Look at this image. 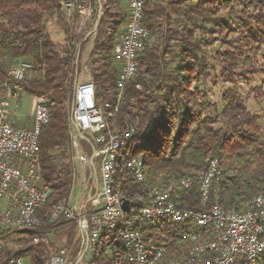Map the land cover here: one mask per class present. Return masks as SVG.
I'll use <instances>...</instances> for the list:
<instances>
[{
    "label": "trees",
    "instance_id": "obj_1",
    "mask_svg": "<svg viewBox=\"0 0 264 264\" xmlns=\"http://www.w3.org/2000/svg\"><path fill=\"white\" fill-rule=\"evenodd\" d=\"M101 1L102 15L87 65L97 104L114 105L118 65L112 49L123 32L127 10L121 0ZM151 1L144 3L142 24L155 41L137 54V72L126 83L114 118L117 124L126 114L139 120L136 133L118 155L119 161L140 156L144 165L142 182L130 178L122 186L130 205L126 216H137L148 186L202 171L212 158L222 174L210 202L246 208L253 194H264V113L247 107L250 94L264 98V0ZM49 20L57 23L63 42L52 40ZM215 34L222 37L212 38ZM81 39L57 0H0V81L8 79V71L17 63L30 62L32 77L22 84L23 91L45 97L50 105L38 141L41 178L50 189L37 212L40 223L1 230L0 241L13 231L27 234L25 242L51 233L66 236L58 245L50 244L53 249L47 245L50 239L26 245L29 264H48L49 256L61 248L75 261L81 253L77 222L45 216L52 207L68 202L72 188L68 106ZM215 45L217 49L207 53ZM212 69L217 79L230 84L220 96L219 110L218 103L207 100L206 93L194 85L208 81ZM255 74L262 80L244 97L236 83L248 84ZM180 199L185 206L198 207V185ZM149 236L152 243L167 246L169 253L177 246V234L169 225L151 229ZM117 244L115 230L102 233L94 251L84 254L85 264H114ZM14 257L22 258L19 253Z\"/></svg>",
    "mask_w": 264,
    "mask_h": 264
},
{
    "label": "built area",
    "instance_id": "obj_2",
    "mask_svg": "<svg viewBox=\"0 0 264 264\" xmlns=\"http://www.w3.org/2000/svg\"><path fill=\"white\" fill-rule=\"evenodd\" d=\"M145 1L123 0L126 21L112 49L118 65L114 105L97 104L89 75L74 85L68 114L71 159L87 165L90 181L82 203L68 201L52 207L45 216L74 219L85 254L94 251L102 233L115 230L118 244L112 254L114 264H264V194H253L243 209L210 202V194L216 191L222 174L216 158L208 160L202 171L148 186L146 202L136 217H127L129 210L122 209L126 199L123 184L130 178L144 180L140 156L118 159L119 151L138 129V117L126 114L120 124L114 118L119 113L125 85L137 72V54L155 41L142 24ZM57 4L81 41H93L102 1L57 0ZM80 54L78 46L73 62L75 72L87 70V64L79 61ZM31 68L30 62L21 61L8 71L7 80L0 81V231L37 226V212L50 192L41 178L38 143L41 129L49 119L47 99L34 97L30 127L18 126L12 120ZM194 184L198 185L199 206L188 207L180 196ZM168 225L177 234L172 253L167 246L152 243L149 236L151 229ZM47 241V235L32 238L33 244ZM2 249L0 241V253ZM4 261L23 264L21 258L12 255ZM48 264H69L65 250L52 253Z\"/></svg>",
    "mask_w": 264,
    "mask_h": 264
},
{
    "label": "rangeland",
    "instance_id": "obj_3",
    "mask_svg": "<svg viewBox=\"0 0 264 264\" xmlns=\"http://www.w3.org/2000/svg\"><path fill=\"white\" fill-rule=\"evenodd\" d=\"M151 2L154 3V2H156V0H152ZM121 4L123 6H125L123 0H121ZM123 8L124 7H122V9ZM223 13H225V11H223ZM47 30H48V32H49V34H50V36L54 42H60V43L63 42V33L60 31L57 23L54 20H49L47 22ZM211 37L212 38L216 37V39H217V38L222 37V35L221 34H215V35H211ZM92 42L93 41H86V42H82L79 44L80 53H81L79 61L81 60L80 62L83 64H87V58H88V54H89L88 51L92 47ZM215 49H217V45H215L213 48L208 49L206 51H207V53L212 54L213 50H215ZM210 62L212 65H217V63L213 60H210ZM216 74H217L216 69L215 70L212 69V70H210V79L208 81L201 80L198 83H195L194 85L198 89H201L206 93V99L207 100H209L211 102H217L218 103V110H219L221 107V104L219 101L220 96H221L222 92L225 90V88L229 87L230 84L224 83L221 80L217 79ZM88 75H89V68L87 65V70H80L79 69L75 73V80L79 81V80L87 77ZM33 77H34V75H33ZM254 77L255 78H253V80L248 84H243L242 82L237 81L236 86L244 97L246 95L250 94L248 91L252 86L259 85L260 81L262 80V77L260 75L255 74ZM247 107L250 111H257V112L263 111V113H264V98L259 97V98L254 99L251 97V94H250V97L247 100ZM70 110H71V103L68 106V114H69ZM33 111H34V96L32 94H30L28 91H23L21 98H20V106L17 109L16 113L12 114V118L15 121H17L18 125H20L21 123H27L28 120H30L32 118ZM84 151L87 152V149L84 148ZM67 161H69L72 165V188L70 191L68 201L70 203H74V204L78 205V204L83 202V197L85 194V186L87 185V182L90 181L89 180L90 179L89 178L90 177V170L87 167V165H83V164L79 163L78 161L71 159L70 152H68ZM47 237H48V239H50V241L47 244L50 248L49 247L48 248L53 249L54 246H50V244L58 245L61 240L65 239L66 236L62 235L60 232V233L47 234ZM77 238L79 239V246L81 247V237H80L79 232H78ZM27 239H28L27 234L22 233V232H17V231H13L9 234L4 235L3 238L1 239V242L3 243V249L0 253V264H5L4 259L7 256H10V255L14 256L18 253L22 256V258H21L22 263L23 264H29V256H30L29 254L30 253L27 251H24V248L29 243L33 244V242L32 241L31 242H29V241L25 242ZM81 253H82V250H81ZM67 261L69 264H75V262H76L69 255L67 257ZM78 264H85V259L80 260V262Z\"/></svg>",
    "mask_w": 264,
    "mask_h": 264
},
{
    "label": "water",
    "instance_id": "obj_4",
    "mask_svg": "<svg viewBox=\"0 0 264 264\" xmlns=\"http://www.w3.org/2000/svg\"><path fill=\"white\" fill-rule=\"evenodd\" d=\"M129 201L127 199H124L123 200V203H122V209L123 211L127 212L129 210ZM85 254V249L82 251V253L79 255L78 259L76 260L75 264H78L80 262V260L82 259V257L84 256Z\"/></svg>",
    "mask_w": 264,
    "mask_h": 264
},
{
    "label": "crops",
    "instance_id": "obj_5",
    "mask_svg": "<svg viewBox=\"0 0 264 264\" xmlns=\"http://www.w3.org/2000/svg\"><path fill=\"white\" fill-rule=\"evenodd\" d=\"M31 77H32V74L31 73H28L27 74V76H26V79H31ZM1 92H2V90H1V88H0V95H1ZM12 120L14 121V123L16 124V125H18L17 124V121H15L13 118H12ZM31 123H32V118L30 119V120H28V122L27 123H21L20 125H18V126H21V127H30L31 126ZM82 259H85V258H83L82 257ZM81 259V260H82ZM86 260V259H85Z\"/></svg>",
    "mask_w": 264,
    "mask_h": 264
}]
</instances>
